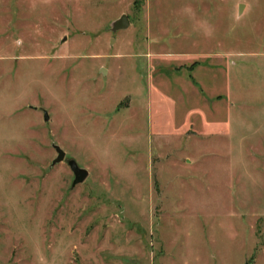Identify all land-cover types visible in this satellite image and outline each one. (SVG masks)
<instances>
[{"label": "rangeland", "instance_id": "1", "mask_svg": "<svg viewBox=\"0 0 264 264\" xmlns=\"http://www.w3.org/2000/svg\"><path fill=\"white\" fill-rule=\"evenodd\" d=\"M0 264H264V0H0Z\"/></svg>", "mask_w": 264, "mask_h": 264}, {"label": "water", "instance_id": "2", "mask_svg": "<svg viewBox=\"0 0 264 264\" xmlns=\"http://www.w3.org/2000/svg\"><path fill=\"white\" fill-rule=\"evenodd\" d=\"M128 26V20L126 15H122L118 21L114 24V30L122 29ZM44 118L47 119L48 116L45 113ZM53 148L56 151V157L52 160L51 165L62 162L66 160L68 166L70 167L74 179L72 181V186H75L77 183L82 182L88 175V171L82 167H79L75 160L73 159H65V152L56 144H53Z\"/></svg>", "mask_w": 264, "mask_h": 264}]
</instances>
